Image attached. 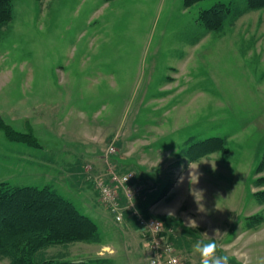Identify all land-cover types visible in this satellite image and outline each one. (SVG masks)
I'll list each match as a JSON object with an SVG mask.
<instances>
[{"label": "rangeland", "instance_id": "374dc122", "mask_svg": "<svg viewBox=\"0 0 264 264\" xmlns=\"http://www.w3.org/2000/svg\"><path fill=\"white\" fill-rule=\"evenodd\" d=\"M219 2L231 4L230 15L221 31H209L200 14ZM246 7L245 0L190 7L184 0H13V19L0 29V117L41 147L11 141L0 128V183L51 186L102 235L99 243L48 252L148 263L141 230L116 222L83 173L86 187L73 180L77 162L106 172L113 144L111 160L142 175L144 192L158 189L146 203L170 191L177 176L186 201L175 211H192L219 230L230 264H264V220L255 228L245 222L264 214L253 196L264 189L253 184L264 153V8ZM209 137H222L225 150L183 156L192 138ZM189 165V175L178 176Z\"/></svg>", "mask_w": 264, "mask_h": 264}, {"label": "trees", "instance_id": "16d2710c", "mask_svg": "<svg viewBox=\"0 0 264 264\" xmlns=\"http://www.w3.org/2000/svg\"><path fill=\"white\" fill-rule=\"evenodd\" d=\"M200 1L203 0H184V5L190 7ZM245 1L248 10L264 8V0ZM231 9V4L219 2L205 9L200 14L199 20L209 31H221ZM13 13V0H0V29L13 19ZM0 128L11 141L24 143L31 147H41L33 133L15 130L2 117H0ZM190 142L187 143V149L183 155L190 161L198 160L215 151H223L226 148L225 140L222 137H209L198 141L192 138ZM113 164L120 173L129 171L121 172L116 162ZM255 175L257 177L253 180L254 186L263 188L264 153L255 169ZM167 190L165 188L160 196L162 197ZM253 196L259 204H264V189L255 191ZM139 203L138 200L139 209L146 216H150L148 206H145L146 203ZM169 219L171 218L160 217L164 225L166 222L168 225ZM263 220L264 214H258L245 219V222L247 227L255 228ZM176 225H180L181 230L185 233L190 231V228L176 222L174 226L169 227L174 230L170 237L172 242H174V236L177 234L178 227ZM100 239L101 231L98 223L90 216L80 212L72 201L61 196L51 186L47 185L40 188L36 186H14L9 182L0 183L1 260L8 259L9 264H98L101 262L96 259H69L63 255L52 254L48 250L58 246L67 248L69 245L78 242L99 243Z\"/></svg>", "mask_w": 264, "mask_h": 264}, {"label": "built area", "instance_id": "2783aa9c", "mask_svg": "<svg viewBox=\"0 0 264 264\" xmlns=\"http://www.w3.org/2000/svg\"><path fill=\"white\" fill-rule=\"evenodd\" d=\"M115 153L116 146L112 144L104 156L106 172L96 175L92 173L90 166L87 167V179L94 182L101 196L100 200L113 213L116 222L124 223L127 215L137 221L143 242L148 249L147 264H186L184 255L170 240L174 230L166 228L163 221L153 215L146 216L139 209L137 203L144 187L137 180L135 171H117L110 159Z\"/></svg>", "mask_w": 264, "mask_h": 264}, {"label": "crops", "instance_id": "0c3cea01", "mask_svg": "<svg viewBox=\"0 0 264 264\" xmlns=\"http://www.w3.org/2000/svg\"><path fill=\"white\" fill-rule=\"evenodd\" d=\"M116 138L117 140H119L118 137H114ZM108 147V146H107ZM107 150V148L105 149V151ZM77 172H78V175L77 177H75L73 180L75 182V184H77L78 186H80L81 188H84L86 187V185H83L82 186V182H81V179H80V174L83 173V175H85V178H86V167L89 165V164H80L79 162H77ZM92 167V166H91ZM119 167V171L123 172V171H126L128 169L126 168H123L121 166H118ZM94 170L92 171H95L97 169H99L98 167H93ZM92 168V169H93ZM189 169H192V165H189L188 167L185 168V170H182L180 171L178 174V176L180 177H183V178H186L187 177V174L189 175V172L186 174V176L184 177V173L185 171H189ZM102 170H100L99 172H101ZM96 172V171H95ZM103 172V171H102ZM138 176V179L140 182H142L141 184L144 186V187H147V185H144L143 183V180H142V175H137ZM178 177L176 176V179ZM175 179L174 181V186L172 187V189L168 192H166L162 197L160 196V198L157 200V199H154V201H152L150 204L149 203H146V196H149V193L153 192V191H157L158 189L157 188H152L150 189L149 191L145 190V192L142 193L141 197H140V203L139 204H142V203H146L145 206L147 207L148 206V210L151 211L154 215H156L157 217H170L171 219L168 220V225H167V222L165 223V226L166 228H169V227H172L176 224V222L179 224V222L181 224H183L185 227H187L186 225L188 224V221L189 219H191L193 222V226L191 227H187V228H190V231L188 232H183V230H181V226L179 225L178 229L176 230L177 234L176 236H174L175 240V244L176 246L178 247V249L183 253V255L185 256V259H186V264H200V259H199V256L198 254L194 253L193 251V245L196 243V241L198 240H201V239H205V237L202 235L204 233H206L209 237H213L216 235L215 237V242L216 244L219 243V245L217 246V252L216 254L217 255H222L224 250L222 247L221 249V245L222 243H220V236L217 235L214 231H211L210 229H208L207 226H205L203 223H200L198 222L197 218H195V216H193V212H188V213H182V212H178V210L175 211L174 207H180V206H183V202L184 201V189H183V186L181 188V185L183 184V181L178 178L177 180ZM86 182H87V178L85 179ZM89 181V180H88ZM180 182L182 184H180ZM151 187V186H150ZM191 192H193V189H190ZM149 192V193H148ZM96 193L98 195V191L96 190ZM148 193V194H147ZM150 193V194H151ZM175 195L176 199L175 200H171V197L170 196H173ZM99 196V195H98ZM144 200V201H143ZM157 201V202H156ZM168 201V202H167ZM166 202V204H164ZM172 202V203H171ZM194 201H192L190 203V205L192 206H196V203H193ZM167 208H164L166 207ZM161 207V208H160ZM195 209V208H194ZM174 211V212H173ZM177 216V217H176ZM176 218V219H175ZM129 222H133L135 228L137 230H140L139 227H138V224L136 222V220L134 218H130L128 217L127 220H125L124 223H121L123 224L124 226L127 225ZM171 224V225H170ZM196 224V225H195ZM100 227V226H99ZM202 227V228H201ZM214 227H212L211 229H214ZM202 229V230H201ZM101 231V230H100ZM141 233V232H140ZM172 235H170L171 237ZM102 237V235H101ZM141 237V245H145V243L143 242V239H142V236L140 235ZM173 239V238H172ZM147 248V247H146ZM223 250V251H222ZM237 261V260H236ZM237 263V262H236ZM239 263V262H238Z\"/></svg>", "mask_w": 264, "mask_h": 264}, {"label": "clouds", "instance_id": "9594fccd", "mask_svg": "<svg viewBox=\"0 0 264 264\" xmlns=\"http://www.w3.org/2000/svg\"><path fill=\"white\" fill-rule=\"evenodd\" d=\"M193 222L189 219L187 227L193 226ZM196 225V224H195ZM217 234L219 230H214ZM205 239L196 241L193 245L194 253L198 254L200 264H230V258L228 255H217V244L215 242V236L209 237L206 233L202 234Z\"/></svg>", "mask_w": 264, "mask_h": 264}]
</instances>
